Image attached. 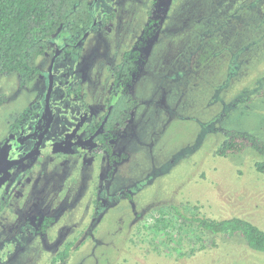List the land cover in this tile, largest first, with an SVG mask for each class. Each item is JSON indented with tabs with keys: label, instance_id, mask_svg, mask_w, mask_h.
I'll return each mask as SVG.
<instances>
[{
	"label": "rangeland",
	"instance_id": "rangeland-1",
	"mask_svg": "<svg viewBox=\"0 0 264 264\" xmlns=\"http://www.w3.org/2000/svg\"><path fill=\"white\" fill-rule=\"evenodd\" d=\"M156 11L164 16L163 24L146 47L147 61L137 84L140 112L146 111L143 153H134L129 166L137 167L135 184L148 188L135 198V208L124 198L117 197L116 203L110 204L103 197L102 204L108 206L98 214L92 236L83 228L68 233L66 241L74 237L72 243L77 245L66 260L52 263L50 247L43 248L42 240L35 239L32 246L20 241L11 264H264V252L248 248L239 235L219 236L213 243L211 236L202 234L199 239L194 229L183 225L177 236L168 239L162 229L153 230L155 214L171 213L172 205L187 215L240 216L264 229V175L254 167L261 155L251 148L226 157L216 154L227 130L264 139V96L258 94L264 87V0L121 1L107 27L86 38L81 53H69L54 68L66 67L74 79L83 82L91 63L114 60L115 41L126 46ZM102 34L104 44L95 46ZM94 48L100 50V57ZM48 54L50 50L45 57ZM32 83L28 81L24 88L17 74H0V93L7 99L0 106V137L7 114L36 97ZM58 109L67 111L63 104ZM214 119L219 120L212 124ZM150 122L152 128L147 129ZM66 123L57 115L53 126L59 133L67 128ZM94 153L96 158L100 156L99 150ZM135 157H142L139 165L132 161ZM70 178L73 175L64 180ZM109 180L110 176H104L102 181ZM87 184L88 180L83 195L91 198ZM123 187L111 185L108 192ZM40 189L41 185L36 190ZM52 194L46 195L47 202ZM10 205H18V199L11 197ZM91 211L92 219L95 214ZM19 213L13 207L1 213L0 243L14 232L15 237L25 232L23 227L15 231L22 221ZM58 233L50 234L48 240Z\"/></svg>",
	"mask_w": 264,
	"mask_h": 264
},
{
	"label": "flooded vegetation",
	"instance_id": "flooded-vegetation-1",
	"mask_svg": "<svg viewBox=\"0 0 264 264\" xmlns=\"http://www.w3.org/2000/svg\"><path fill=\"white\" fill-rule=\"evenodd\" d=\"M121 1L125 0H93L92 28L74 40L66 41L61 36L55 38L49 48L51 55L48 54V57H45L49 51L47 50L38 59L39 72L31 79L32 85L37 90L36 97L31 99L27 106L7 114L3 124L5 131L0 137V181L7 177L0 187V216L2 217L1 213L8 207L15 208L16 213L22 214L20 216L22 221L15 225V231L23 227L25 232L19 237H15L14 232L11 237L2 239L0 264H11L17 258V245L20 241L32 246L35 239L42 240L43 248H46V245L50 247L51 262L59 252L67 250L66 245H68L67 256L64 259L59 258L56 262L66 260L77 245L75 242L72 243L74 237H71L72 241H66L73 230L83 228L88 237L92 236L91 230L95 226L98 214L108 206L102 204L103 197L108 199L110 204L116 203L117 197L124 198L129 201L130 208L131 205L135 208V198L138 199V194L144 188H148L144 185L141 189L140 186L143 184H135L134 181L138 180V170L137 167L134 169L129 166H132L131 157L134 153L139 151L143 153L140 147L144 142L141 134L145 128L142 119L146 111L143 109L140 112L142 101L137 84L142 79V69L147 61L146 47L161 30L164 16L158 14V11L152 15L151 18L159 21L155 25L156 33L146 45L141 47L137 72L126 86L124 84L121 87V89H127L136 101L122 125L115 119L113 122L110 121L115 99L123 93L113 94L112 92L114 71L120 63L122 53L132 48L141 38L146 22L143 23L137 35L132 33V39L126 46H123L121 41L119 43V40L115 41L118 47L112 57L115 58L114 60L108 59V62L94 63L93 66L91 63L89 68L92 69L83 82L80 79H74V75H71L66 67L54 68V64L58 60H64L69 53H81L83 41L95 36L94 33L100 28L107 27L113 18V10ZM107 15L111 18L108 19ZM102 44H104L103 34L101 41L95 46L101 47ZM94 49L100 57V50ZM19 84L24 88L28 86L20 82V79ZM121 89L119 92L122 91ZM6 101L5 96L1 105ZM59 104L65 105L67 111L63 113L58 109V112ZM26 111H29V115L25 113ZM23 114L26 116L21 117ZM57 115L63 116L68 124L67 128L59 133L53 126ZM218 120L214 119L212 124ZM150 127L152 128L151 122L146 128ZM147 139L151 141V137ZM154 139L160 142L155 134ZM96 150L100 152L97 158L94 153ZM53 153H59V155ZM138 158L142 157H135L132 160L136 165L140 162ZM97 171L100 172L97 173ZM72 175V179L64 180ZM104 176H110L108 183L105 181L103 183ZM87 180V190L93 193L91 198L83 195ZM150 181L147 182L150 184ZM93 184L98 186L97 195H95ZM118 184L124 187L109 194L108 186ZM40 185L43 190H36ZM49 194L52 196L47 202L46 195L48 197ZM11 197L18 199V205H10ZM27 203L29 206L25 207ZM30 204H32L31 207ZM34 204H39L41 208L35 207ZM25 209L28 210L23 212ZM92 209L95 217L91 219L89 214ZM58 210L61 212L55 213ZM85 221L87 224L81 226ZM56 230H59L56 237L52 241L48 240L50 234L54 235Z\"/></svg>",
	"mask_w": 264,
	"mask_h": 264
},
{
	"label": "trees",
	"instance_id": "trees-1",
	"mask_svg": "<svg viewBox=\"0 0 264 264\" xmlns=\"http://www.w3.org/2000/svg\"><path fill=\"white\" fill-rule=\"evenodd\" d=\"M93 12V0H0V74L15 73L19 76L20 82L27 83L39 72L37 61L49 50L55 38L61 36L66 41L74 40L92 28ZM107 18L111 16L107 15ZM158 22V19L156 21L147 17L139 41L122 53L120 63L114 71L112 92L123 93L115 99L110 114L111 122L115 119L122 125L136 103L127 89L121 87L124 84L126 86L137 72L141 47L154 37L155 25ZM258 94L264 96V87ZM4 100L5 96L0 94V105ZM25 113L29 115V111ZM225 134V139L216 149V154L226 157L241 154L246 148H251L261 155V159L255 162L254 167L258 173L264 175V139L236 130H227ZM170 209L171 213L158 211L155 214L156 223L153 227L156 231L162 229L167 239L172 235L177 236L183 225L189 230L194 229L199 239L205 234L211 236L214 243L215 238L219 236L239 235L248 248L264 252V229L246 218L201 217L193 213L191 215V212L187 215L174 205ZM66 248L69 250L68 245ZM67 250L59 252L52 262L59 258L64 259Z\"/></svg>",
	"mask_w": 264,
	"mask_h": 264
},
{
	"label": "water",
	"instance_id": "water-1",
	"mask_svg": "<svg viewBox=\"0 0 264 264\" xmlns=\"http://www.w3.org/2000/svg\"><path fill=\"white\" fill-rule=\"evenodd\" d=\"M7 178V177H6ZM6 178L4 177V179H2L1 181H0V187H1V185L3 184V182L6 180Z\"/></svg>",
	"mask_w": 264,
	"mask_h": 264
}]
</instances>
